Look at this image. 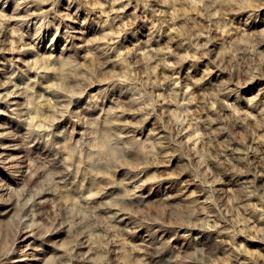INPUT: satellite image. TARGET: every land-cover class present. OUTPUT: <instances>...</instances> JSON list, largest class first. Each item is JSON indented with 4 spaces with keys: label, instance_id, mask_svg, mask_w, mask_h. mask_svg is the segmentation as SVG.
<instances>
[{
    "label": "rangeland",
    "instance_id": "1",
    "mask_svg": "<svg viewBox=\"0 0 264 264\" xmlns=\"http://www.w3.org/2000/svg\"><path fill=\"white\" fill-rule=\"evenodd\" d=\"M0 264H264V0H0Z\"/></svg>",
    "mask_w": 264,
    "mask_h": 264
},
{
    "label": "bare ground",
    "instance_id": "2",
    "mask_svg": "<svg viewBox=\"0 0 264 264\" xmlns=\"http://www.w3.org/2000/svg\"><path fill=\"white\" fill-rule=\"evenodd\" d=\"M11 96V95H10ZM16 102V101H15ZM15 102H13V103H15Z\"/></svg>",
    "mask_w": 264,
    "mask_h": 264
}]
</instances>
